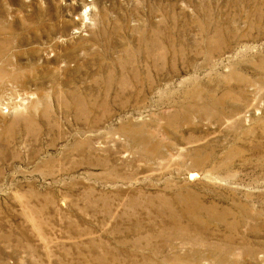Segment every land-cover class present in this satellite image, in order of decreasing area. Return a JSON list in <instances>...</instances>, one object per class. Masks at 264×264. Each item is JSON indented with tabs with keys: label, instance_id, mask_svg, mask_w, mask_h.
<instances>
[{
	"label": "rangeland",
	"instance_id": "obj_1",
	"mask_svg": "<svg viewBox=\"0 0 264 264\" xmlns=\"http://www.w3.org/2000/svg\"><path fill=\"white\" fill-rule=\"evenodd\" d=\"M0 264H264V0H0Z\"/></svg>",
	"mask_w": 264,
	"mask_h": 264
},
{
	"label": "water",
	"instance_id": "obj_2",
	"mask_svg": "<svg viewBox=\"0 0 264 264\" xmlns=\"http://www.w3.org/2000/svg\"><path fill=\"white\" fill-rule=\"evenodd\" d=\"M191 176H193V175L191 174Z\"/></svg>",
	"mask_w": 264,
	"mask_h": 264
}]
</instances>
